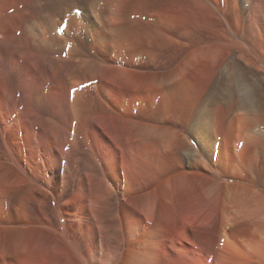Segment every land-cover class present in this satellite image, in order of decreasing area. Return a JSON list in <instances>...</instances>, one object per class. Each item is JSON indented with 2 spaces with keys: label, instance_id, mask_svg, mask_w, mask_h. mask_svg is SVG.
Segmentation results:
<instances>
[{
  "label": "bare ground",
  "instance_id": "obj_1",
  "mask_svg": "<svg viewBox=\"0 0 264 264\" xmlns=\"http://www.w3.org/2000/svg\"><path fill=\"white\" fill-rule=\"evenodd\" d=\"M54 1L0 0V61L24 58L13 72L29 82L45 33L81 7L101 49L120 48L125 34L144 37L154 69L133 73L80 58L85 76L69 89L99 78L100 97L114 110L127 103L125 87L147 115L97 119L100 171L75 154L72 116L67 128L48 121L37 139L24 114L6 129L0 264H111L118 230L125 264H264V0H73L56 6V22ZM56 38L51 45L62 49L69 37ZM77 47L59 60L62 68ZM6 97L0 89V106ZM10 110H0V120Z\"/></svg>",
  "mask_w": 264,
  "mask_h": 264
},
{
  "label": "rangeland",
  "instance_id": "obj_2",
  "mask_svg": "<svg viewBox=\"0 0 264 264\" xmlns=\"http://www.w3.org/2000/svg\"><path fill=\"white\" fill-rule=\"evenodd\" d=\"M72 1L73 0H71V1L67 0V2L63 1V0H61V1L56 0L57 3L55 1L49 2L50 8L52 7L50 14H51L52 18L54 16L55 22L60 21L62 18L60 14H58L56 16L54 14H52V13H55L54 9H56V6L57 5L59 6L61 4H63V5L69 4L70 5V2H72ZM77 3L78 2H76V4ZM47 6H49V5L47 4ZM83 12H85V11H83V9L81 7H77L76 9L74 8L70 12V14L67 13V16H64V19L59 24V27L57 26V28L53 32L48 30L47 31L48 33H45L46 34L45 38L48 39V36H49L50 39L52 38L51 40L53 42H54L53 39L56 38V36H57V38H56L57 40H59L58 38H61V39L67 38V37H69V38H68V41L66 42V45L62 49L54 47V46H56L55 43L53 44L54 46L51 45L52 42L50 39H48V42L51 46L50 45L47 46L48 45V42H47V45L45 44L44 51H42L39 54V57L37 59H35V61L37 62V66H36L35 71H34V78L30 79V81H29L30 83L29 82L26 83L25 81L22 80L21 76L17 75L15 72H13L16 70L20 71V69H19L20 67H22V69H23V66L25 64L24 58H22V62L16 61V62H11V64H10V62L4 63V62L0 61V68H1L0 69V84H1L0 89L5 90L7 97L9 96L8 98L6 97V99H9V101H10V102L8 100H7L8 102L4 101V103L0 106V108H1L0 110H4L5 108H8L9 110L11 108L13 109V110L12 109L10 110L12 113L10 115L8 114L9 117H7L6 120H3L2 118L0 120V124H1L0 126H2L0 128L1 129V131H0V143L2 144V150L3 149L6 150V146H5L4 142H6V145H7L8 135L6 133L7 132L6 129H8V127L10 128L12 125H14V122L16 123V121L21 117L22 114H24V117L29 121V123L31 124V127L33 126L32 132H33L34 139H37L39 137V135L41 133L40 131H42V132L47 131L48 121L51 123H55L57 125H60L61 127L67 128V125H68L66 123V122H68L67 118L69 116H72V128L70 131L69 140L70 141L76 140V142L79 144L78 146L76 144V151H75L76 153L75 154L77 155V157H80V158L82 156L83 160L84 159H90L91 163L94 160L95 163L94 162H93L94 164L92 163L94 169H96L97 171H100L101 167H102V163H101L102 158L99 159L101 155L98 153L99 152V150H98L99 146H97V142L100 139V135H101V134H99V132L104 131V130L100 126L99 122H97V119L99 117L103 116L105 118L102 119V123L108 124L109 119H111V118L128 119L127 111L129 114L134 116L132 118V116L130 115V117H129L130 119H136V117L140 118L146 114L145 110H147V109L142 110L143 106L140 105L138 100H135V96L129 95V89H127V88L125 89V87L122 88V92L123 91L126 92V95L128 96V97H126V100L127 99L130 100L129 103L126 100H125V102H127L129 105L131 103V105L126 106V104H127L126 103V104H124V106H121L120 111H118L117 109L114 110L115 108H112L113 104H110L108 101H106V99H104L103 97H100L101 96L100 90H98V88H97L99 78L90 79L89 81H85L83 83H80L78 86L69 89L68 86L71 82L75 81L77 78H81V77L85 76V74H84L85 72L81 68L76 67L77 66L76 61H77V59H80V58L85 59V60L90 59L91 61H93L99 65H103V66H120V67H124V68L126 67L127 70L131 69L133 71V73L134 72L139 73L140 71H142V72L147 71L148 72V71L154 69V64L151 62L150 57H149L150 54L147 53L148 52L147 50H149L148 48H151L150 47L151 45H150V43L149 44L146 43L147 41L144 39V37L142 39L140 36L134 37L132 35H126L125 34L124 36H127V38L123 37L124 39L123 38H122L123 40L121 39L122 44L120 43V46L118 45L120 48L116 47L118 49L117 52H119V54L115 55L114 60H113V58H112L113 52L116 51L117 49L113 48L109 52L108 51L105 52L104 49H101L99 47V45L95 42V39L92 37L90 32H87V30L83 26V22H82L83 21ZM73 17H76L78 19H80L81 17L82 18L79 21H78V19H75L76 21H74ZM131 17H135L136 19L131 18ZM131 17H130L131 20L133 19V20H136L137 22L143 21V22L148 23L150 21L147 19V17L145 15H141V14L140 15L139 14H132ZM139 18H141V19H139ZM144 19H146V20H144ZM61 29H63V31H61ZM50 35H51V37H50ZM128 36H130V37H128ZM61 39L59 41H61ZM142 40H143V43H142ZM134 45H137V46L135 47ZM77 46H79V47H77ZM147 46H149V47L147 48ZM76 47L78 48V50H79V48L80 49L82 48L81 52L79 51V53L77 54L79 57L77 55L76 56L74 55V57L71 58V62H70L71 65L66 67V68H62V65H61L62 61H59V60L69 59L72 49L76 48ZM144 48H147V49H145L146 52L143 51ZM59 51H62V52H59ZM82 53H83V55H82ZM140 59H141V61H140ZM52 60H56V61L58 60L60 63L59 62L53 63ZM15 63L17 65L19 63L20 66L15 65ZM114 63H116V64H114ZM42 65L45 66L46 69H43V67H41ZM143 69H145V71ZM1 71H2V73H1ZM18 71H16V72L18 73ZM92 91H93V93H92ZM78 93L80 94V96ZM131 98H132V100H131ZM14 100H15V102H14ZM133 100H135V101H133ZM134 103L136 105H134ZM14 104H15V106H14ZM139 105L141 106V108ZM129 107H131L130 108L131 112L128 110ZM110 111H111V113H110ZM117 111H118V113H117ZM120 112L124 113V116H126V117L124 118V116H122L123 114H121ZM73 114L75 116H76V114H78V115H77V117H74ZM95 132H96V134H95ZM79 149H81V150H79ZM94 151H96V152H94ZM95 153H97V154H95ZM90 154H92V155L95 154V155L92 156ZM84 155H85V157H84ZM86 155L88 157H86ZM90 156H92V157H90ZM95 156H96V158H95ZM91 158H93V160ZM97 158H98V160H97ZM96 162H97V164H98V162H100L101 165L99 164L100 166L98 165L99 166L98 167L96 165ZM94 165L97 167L95 168ZM74 168H76V164H73V169ZM112 201H113L112 203H116L114 197L112 198ZM112 207L113 208L111 209L112 210L111 213L115 214L117 212L115 204H113ZM116 217H117V215H116ZM116 217H114L115 220H118L119 215L117 217L118 219ZM119 231L120 230H118L116 232L115 236H112V237L116 238L117 235H118L117 238L121 237L122 234H121V231H120V233H119ZM112 232H113V230H112ZM173 232H175V229H173ZM174 236L178 237L179 235L176 233ZM115 238L110 239V243H111L110 245H112V246L117 245L118 246V248L116 249V252H115V257H113L112 262H114V264H120V262L123 261L124 262L123 264H125V260H123V259L126 258L125 254L127 253L126 252L127 243H126V241H123L124 240L123 237H121L120 240H116L117 238L116 239ZM122 238H123V240H121ZM112 262H111V264H113Z\"/></svg>",
  "mask_w": 264,
  "mask_h": 264
},
{
  "label": "snow or ice",
  "instance_id": "obj_3",
  "mask_svg": "<svg viewBox=\"0 0 264 264\" xmlns=\"http://www.w3.org/2000/svg\"><path fill=\"white\" fill-rule=\"evenodd\" d=\"M61 31H63V29H61Z\"/></svg>",
  "mask_w": 264,
  "mask_h": 264
}]
</instances>
